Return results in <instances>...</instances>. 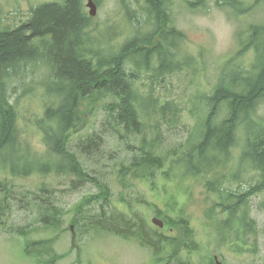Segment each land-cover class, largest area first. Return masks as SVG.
<instances>
[{"label":"trees","instance_id":"trees-1","mask_svg":"<svg viewBox=\"0 0 264 264\" xmlns=\"http://www.w3.org/2000/svg\"><path fill=\"white\" fill-rule=\"evenodd\" d=\"M87 1L42 3L32 8L22 25L11 30L0 29V194L3 195L0 226L8 228L14 202L22 208L31 205L13 188L12 183L17 179L34 175L42 179L62 176L70 177L74 187L98 185L99 180L92 176L83 160L105 155L108 142L105 137H113L121 143L128 141L129 149H137L143 154L141 160L136 158L133 166L145 169L149 164H158L162 168L166 159L155 155L159 141L151 132L154 129L161 133L167 126L179 127L189 118L184 114L188 110L195 127L178 153L181 177L216 174L242 143L241 171L232 172V185L227 186L228 182L224 181L209 184L216 199L209 213L212 217L217 215L219 226L227 232L223 235L225 238L230 236L228 230L238 232L235 238L240 241L248 234L257 236L250 200L260 194L264 196V23L250 24L237 33V55L226 63L230 65L253 49L255 61L250 68L224 70L211 95L191 98L190 108H184L178 98L141 94L137 84L144 74H148V80L149 73L163 80L183 67L193 69L197 64L193 57L185 54L182 58L178 52L180 41H187V36L172 27L175 1L122 0L124 19L132 26L129 31L133 37L119 50L111 49L109 53L103 51L102 45L97 44L99 38L93 36L94 18L88 13ZM94 1L101 4V0ZM212 1L219 10H233L238 16L243 12L244 0H179L187 10L203 13L209 11ZM262 3L264 0H256L255 5ZM205 63V58L199 61V64ZM30 65H39L45 73L39 85L43 87L41 93L47 95V98H41L43 110L39 109L42 113L29 120L40 134L43 149L39 150L33 148L28 133L20 124L23 98H10L9 83L13 78H20ZM97 107L106 113L103 132L92 133L73 148L72 133L87 121L86 115H94ZM137 139L141 141L140 146L133 143ZM132 157L134 161L135 156ZM130 169L124 166L121 175L126 177ZM246 176L251 181L248 185H244ZM238 180L242 181L235 189L234 182ZM46 187L42 184L39 191H48ZM100 189L109 193L107 185ZM29 194L42 210H46L41 214L43 221L57 227L59 210L53 204L52 207L44 205L46 200L38 198L37 193ZM90 220L94 229L120 236L128 234L149 245L157 258L154 264H174L187 243L181 241L176 246L163 235L161 242L148 236L145 225L120 215L108 217L105 213L104 218L100 215ZM19 233L26 235L24 230ZM47 253L46 248L39 249L32 260L36 264H45L42 259Z\"/></svg>","mask_w":264,"mask_h":264},{"label":"rangeland","instance_id":"rangeland-1","mask_svg":"<svg viewBox=\"0 0 264 264\" xmlns=\"http://www.w3.org/2000/svg\"><path fill=\"white\" fill-rule=\"evenodd\" d=\"M61 1L0 0V29L11 30L22 25L28 20L32 8L42 3ZM174 1L172 27L187 36V41H180L178 52L181 57L185 54L193 57L197 64L193 69L183 67L163 80L153 77L152 73H149L148 80V74H144L137 84L143 95L149 93L154 98H178L183 102L184 108H190L188 102L190 103L191 98H203L212 94L224 70H248L254 63L255 52L251 49L230 65L226 64L237 55V33L247 29L250 24L264 23V3L256 6V0H244L241 5L243 12L238 16L233 10H219L214 1L210 3L207 13L187 10L185 4L179 0ZM124 13L122 0H101V4H98L92 33L94 38H99L97 44L102 45L105 53L111 52V49L119 50L124 42L133 37L129 31L132 26L127 25ZM157 43L158 40L155 45ZM204 58L206 63L199 64ZM22 73L20 78H13L9 83L10 98H23L20 102L23 115L20 124L28 133L33 148L39 150L43 149L40 134L33 129L29 120L42 113L39 109L43 110L40 107L41 98H47V95L41 93L43 87L39 85L45 78V73L39 65H30ZM189 112L187 110L184 114L190 118ZM189 118L179 127L167 126L161 129V133L154 129L151 132L159 141L155 155L166 159L162 168L158 164H149L145 169L133 166L136 158L141 160L143 154L137 149H129L128 141L121 143L113 137L104 136L108 141L105 155L90 161L83 160L92 176L99 180L98 185L74 187L70 177L62 176L42 179L34 175L15 180L13 188L18 191L20 198L31 205L22 208L18 202H14L8 228L0 226V264H36L32 256L44 248L49 252L43 254L42 261L45 264H154L157 258L149 245L129 237L128 234L120 236L93 228L90 218L94 220L100 215L104 218L105 213L108 217L112 214L120 215L131 222L145 225L148 236H154L158 240L163 235L176 246L178 242L186 240L187 243L185 242L186 245L174 264H264L262 194L250 200L251 217L256 222L257 236L248 234L240 241L235 238L238 232L228 230L230 236L225 238L223 235L227 232H223L219 226L217 215L212 217L209 213L216 200L209 184L224 181L228 182L227 186L232 185V172L241 171L239 159L243 144L239 143L230 161L218 169L216 174L181 177L178 153L195 127L194 119L192 121ZM86 119L70 137L73 148L92 133L103 132L102 123L106 119V113L101 107H97L94 115H86ZM133 143L141 145L140 139ZM151 149L152 146L149 145V150ZM132 155L135 156L134 161ZM124 166L131 168L126 177L120 173ZM174 174L177 176L173 177ZM241 181L234 182L236 185L233 187L237 189ZM250 182L249 176H246L244 185ZM42 184L47 186L48 191H39ZM102 185H107L109 193L100 189ZM28 192L37 193L38 198L46 200L44 205L52 207L53 204L59 210L55 222L58 223L57 227L48 226L43 221L41 214L46 210H42L37 205V200L32 195H27ZM2 196L0 194V199ZM154 218L164 221L165 227L155 225L152 222ZM21 230L26 232L25 236L19 233ZM179 245L182 248V244Z\"/></svg>","mask_w":264,"mask_h":264},{"label":"water","instance_id":"water-1","mask_svg":"<svg viewBox=\"0 0 264 264\" xmlns=\"http://www.w3.org/2000/svg\"><path fill=\"white\" fill-rule=\"evenodd\" d=\"M86 6L89 9V15L92 18H95L97 16V14H98V5H97V3L94 0H88ZM152 222L155 225H157V226H159L161 228L165 227V223L162 220H160L159 218H154L152 220ZM218 264H220V263H218Z\"/></svg>","mask_w":264,"mask_h":264},{"label":"flooded vegetation","instance_id":"flooded-vegetation-1","mask_svg":"<svg viewBox=\"0 0 264 264\" xmlns=\"http://www.w3.org/2000/svg\"><path fill=\"white\" fill-rule=\"evenodd\" d=\"M215 260H216V257H215ZM221 264V263H220Z\"/></svg>","mask_w":264,"mask_h":264}]
</instances>
